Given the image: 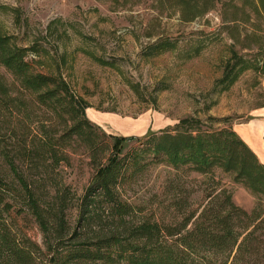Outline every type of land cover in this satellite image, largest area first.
Instances as JSON below:
<instances>
[{
  "label": "trees",
  "instance_id": "trees-1",
  "mask_svg": "<svg viewBox=\"0 0 264 264\" xmlns=\"http://www.w3.org/2000/svg\"><path fill=\"white\" fill-rule=\"evenodd\" d=\"M156 1L160 12L173 11L184 22L218 4L229 21L250 19L247 8L264 9V0ZM29 55L30 48L0 24V264H264V163L235 130L188 117L152 136L131 137L140 146L124 153L127 138L97 133L100 126L87 116L89 103L61 74L38 71ZM234 58L225 68V88L251 67L237 53ZM37 111L52 113L50 122L61 118L63 132L48 131L52 125L34 119ZM34 122L43 124L44 135L33 132ZM77 141L97 170L78 198L71 224L67 212L75 193L53 176L69 164L67 151ZM104 149L108 155L100 157ZM154 163L177 174H229L259 201L251 211L243 208L217 179L204 203L193 208L188 189L174 181L171 205L147 211L124 192ZM13 210L35 218L41 243L14 230L8 221Z\"/></svg>",
  "mask_w": 264,
  "mask_h": 264
},
{
  "label": "rangeland",
  "instance_id": "rangeland-1",
  "mask_svg": "<svg viewBox=\"0 0 264 264\" xmlns=\"http://www.w3.org/2000/svg\"><path fill=\"white\" fill-rule=\"evenodd\" d=\"M156 6V0H0V24L20 45L30 48L28 58L38 71L61 74L73 92L89 103L87 116L100 126L97 133L127 138L121 143L124 153L140 146L131 137L152 136L184 118L233 130L248 121L264 106V9L247 8L250 19L229 21L223 19L218 4L184 22L173 11L160 12ZM235 53L251 67L225 88V68L236 61ZM50 115L37 111L34 119L44 120L52 125L48 131L54 127L60 135L65 122L59 117L50 122ZM42 125L34 122L33 132L44 135ZM67 152L69 164L57 167L53 177L75 193L67 212L73 224L78 198L97 165L83 142H73ZM106 155L104 149L100 157ZM181 174L165 163L150 164L126 185L125 196L147 211L164 208L171 205L172 183L180 181L188 189L192 207L199 208L219 179L243 208L251 211L259 201L229 174ZM8 221L20 235L43 241L32 215L13 210Z\"/></svg>",
  "mask_w": 264,
  "mask_h": 264
},
{
  "label": "crops",
  "instance_id": "crops-1",
  "mask_svg": "<svg viewBox=\"0 0 264 264\" xmlns=\"http://www.w3.org/2000/svg\"><path fill=\"white\" fill-rule=\"evenodd\" d=\"M234 130L264 163V106L256 109L248 121L237 125Z\"/></svg>",
  "mask_w": 264,
  "mask_h": 264
}]
</instances>
